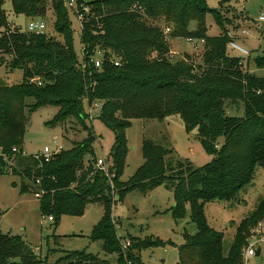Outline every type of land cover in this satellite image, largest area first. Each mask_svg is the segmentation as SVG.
<instances>
[{
  "label": "trees",
  "instance_id": "trees-1",
  "mask_svg": "<svg viewBox=\"0 0 264 264\" xmlns=\"http://www.w3.org/2000/svg\"><path fill=\"white\" fill-rule=\"evenodd\" d=\"M81 1L90 7L82 22V63L73 48L71 8L66 0H11L17 15L44 18L53 11L54 28L62 40L46 33L23 32L8 21L5 0H0L1 62L10 70L24 72L18 85L0 82V177L12 168L24 180L23 192L29 190L25 180L36 185L39 179L45 191L41 209L54 219L63 214L81 215L89 202L105 204V216L92 238L102 242L106 254H116L118 264H141V250L165 243L129 235L132 243L125 248L126 237L118 234L112 214L115 201H122L131 191L147 193L163 185L174 191V219L184 220L189 206L190 220L197 227L194 234L183 233L179 264H245L249 234L264 223V197L237 226L228 253L224 233L208 223L205 212L209 202L238 200L253 182L257 167L264 169V76L252 72L245 65L249 63L246 58L229 54L228 43L234 40L226 25L230 20L206 0ZM208 13L222 28L219 36L207 33ZM160 20L170 29L169 35L157 24ZM168 37L203 43L201 63L189 57L171 59ZM100 54L102 65L96 67L94 59ZM255 64L264 67V56L256 58ZM28 98L35 101L29 104ZM84 100L101 106V120L116 135L111 151L115 194L105 175L95 170L99 155L92 146L94 135L69 151L61 150L49 162L23 155L33 110L55 105L60 108L56 121L75 116L84 122L89 116ZM174 114L180 115L188 134L197 132L211 161L195 167L188 160L168 158L175 153L173 148L144 138L143 164L128 183L120 181L129 150L126 130L132 121H164ZM0 264L48 262L23 236L0 232ZM55 264L111 262L98 254L75 251Z\"/></svg>",
  "mask_w": 264,
  "mask_h": 264
},
{
  "label": "rangeland",
  "instance_id": "rangeland-1",
  "mask_svg": "<svg viewBox=\"0 0 264 264\" xmlns=\"http://www.w3.org/2000/svg\"><path fill=\"white\" fill-rule=\"evenodd\" d=\"M206 2L210 8L218 9L224 18L230 20L231 24H226L230 36L234 38L236 35L234 41L250 51V56L246 57L249 63L245 65L256 75L264 76V67L259 68L255 64L256 58L264 56V23L256 21L264 13V0H206ZM3 8L6 10L8 21L19 26L23 32L35 33L38 26L45 22L44 33L62 40L54 28L53 11H48L44 18L17 15L13 12L11 0H5ZM69 15L73 31V48L77 59L82 63L84 60L82 22L72 9H69ZM157 24L166 29L164 21L160 20ZM207 25L209 36L216 37L222 33V28L212 13L207 15ZM195 27V22H192L191 28ZM244 28L247 30L246 33L242 31ZM168 39L171 45L169 55L171 59L181 60L189 57L195 64L201 63L203 43L192 44L184 38ZM227 49L229 54L242 57L238 51L230 47ZM98 57L99 55L96 56ZM23 78V70H10L7 63L1 62L0 54V82L14 86L22 83ZM34 101L32 98L27 100L29 104ZM83 108L89 115L84 122L75 116L64 121H56L60 108L55 105L33 110L29 115L25 134L24 149L27 155L24 156L38 154L45 147L52 151H57L58 148L69 151L94 135L96 139L92 146L95 153L111 157L115 132L101 120V109H97L95 103L90 104L84 100ZM196 134L197 132L190 134L186 132L185 124L178 114L171 115L164 121L134 119L131 127L126 130L129 150L120 181L128 183L143 164L144 138L173 148L175 153L168 158L179 157L183 161L192 162L195 167L205 165L211 161L212 156L205 151ZM12 162L17 166L15 160ZM23 181L21 175L13 174L12 168L0 177V232L23 236L39 256L47 259L48 264H55L67 252L75 251L98 254L101 258L110 260L111 264H118L117 255L106 254L102 242L92 238L95 226L105 216V204L89 202L81 215L63 214L54 219L53 216L43 213L41 200L35 196L37 191L35 183L25 180L24 183L28 185L29 190L23 192ZM261 197H264V169L258 166L253 182L240 192L238 200L213 201L206 204L208 223L224 233L225 253L229 252L237 226L256 207ZM114 204L112 214L117 223L118 234L126 237V242L132 243L129 238L131 235L140 239L159 238L165 243L163 246L141 250V264H179L178 246L184 242L183 233L188 231L194 234L197 227L190 220L189 206L188 216L184 220L177 222L174 219L171 209L175 205V197L171 188L160 185L147 193L134 190L122 201L116 200ZM259 246L260 254L250 257L245 264H264V241Z\"/></svg>",
  "mask_w": 264,
  "mask_h": 264
},
{
  "label": "built area",
  "instance_id": "built-area-1",
  "mask_svg": "<svg viewBox=\"0 0 264 264\" xmlns=\"http://www.w3.org/2000/svg\"><path fill=\"white\" fill-rule=\"evenodd\" d=\"M66 4L69 8H71L77 14L81 22H83L85 13L90 12V7L86 5L84 1L66 0ZM256 21L260 23H264V13H262ZM45 28H46V23L42 22L38 26V30L35 33L36 34L44 33ZM166 32L169 33L170 29L167 28ZM243 32L246 33L247 30H243ZM188 41L191 42L192 44L195 43V40L193 38L188 39ZM228 47H230V49L236 50L239 53H241L243 58L250 56V51L234 40L228 43ZM94 62H95L96 67H101L102 65L101 54L99 55L98 58L94 59ZM115 64L118 65L119 62H115ZM39 83L41 84L40 80H39ZM96 108L101 109V106L96 104ZM90 114L92 115V110L90 111ZM14 151H16V149H14ZM60 151H61L60 148H58L57 151H52L49 147H45L43 151H41L38 154L33 155V157L36 160L49 162L54 157V155H56ZM23 155H27V153L24 151ZM95 170L100 171L102 174L105 175L112 189V193L115 194V188H114V182H113V178L115 174L113 170L112 158L107 157L106 155H99L97 157V161L95 164ZM36 186H37V191H35V196L38 199H41L44 196L45 191L41 187V181L39 179L36 180ZM251 234L252 236L248 238V244L244 249L245 261H247L250 257L256 255V252L260 247L259 244L264 241V223H259L254 229H252ZM129 245H130L129 242L124 243L125 248L129 247Z\"/></svg>",
  "mask_w": 264,
  "mask_h": 264
},
{
  "label": "water",
  "instance_id": "water-1",
  "mask_svg": "<svg viewBox=\"0 0 264 264\" xmlns=\"http://www.w3.org/2000/svg\"><path fill=\"white\" fill-rule=\"evenodd\" d=\"M260 252H261V249L259 248V249L257 250V252H256V255H259Z\"/></svg>",
  "mask_w": 264,
  "mask_h": 264
},
{
  "label": "crops",
  "instance_id": "crops-1",
  "mask_svg": "<svg viewBox=\"0 0 264 264\" xmlns=\"http://www.w3.org/2000/svg\"><path fill=\"white\" fill-rule=\"evenodd\" d=\"M240 30H241V29H240ZM243 30H245V28H244ZM243 30H242V31H243ZM235 36H236V35H235ZM235 36H234V38L236 39L237 37H235ZM234 38H233V39H234ZM251 71H252V70H251Z\"/></svg>",
  "mask_w": 264,
  "mask_h": 264
}]
</instances>
